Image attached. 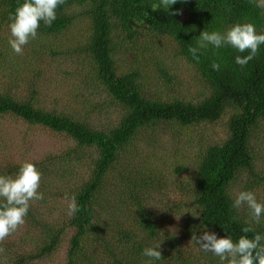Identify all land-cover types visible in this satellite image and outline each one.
I'll use <instances>...</instances> for the list:
<instances>
[{
	"label": "trees",
	"instance_id": "16d2710c",
	"mask_svg": "<svg viewBox=\"0 0 264 264\" xmlns=\"http://www.w3.org/2000/svg\"><path fill=\"white\" fill-rule=\"evenodd\" d=\"M23 2L0 0V66L17 77L13 85L0 74V175L14 178L33 163L44 199L31 201L24 225L0 242V264H148L143 250L157 244L162 259L153 264H220L192 236L245 235L251 217L246 206L233 208L235 185L264 204V44L243 68L235 57L248 53L230 46L209 45L198 59L188 49L201 32L236 23L264 34V8L66 0L16 55L9 16ZM178 62L200 86L189 96L178 94ZM71 71L72 90L60 95L71 106L39 100L54 72ZM163 78L174 87L155 97L149 85ZM185 149L195 150L194 163ZM66 195L80 207L73 216ZM253 227L264 235V216Z\"/></svg>",
	"mask_w": 264,
	"mask_h": 264
},
{
	"label": "clouds",
	"instance_id": "9594fccd",
	"mask_svg": "<svg viewBox=\"0 0 264 264\" xmlns=\"http://www.w3.org/2000/svg\"><path fill=\"white\" fill-rule=\"evenodd\" d=\"M65 2L66 0H24L17 6L15 13L9 16L11 35L9 45L16 55H22L24 46L30 39L37 37L41 22L48 27L52 25L57 19V8ZM249 2L254 3L256 7L264 8V0H249ZM176 3L177 0H160V4L155 7L168 11ZM262 44H264V34H257L254 24L236 23L223 34L216 31L201 32L197 46L189 47L188 51L193 58L198 59L200 50L206 49L209 45L215 49L230 46L240 53H248L246 56L235 57L236 64L243 68L257 56ZM211 67L213 70H220V64L215 61ZM40 183L41 173L31 162L23 163L14 178L0 175V201H3L0 203V242L24 225L31 201L44 199L43 193L38 191ZM65 199L71 201L68 205L69 216L80 211L75 196L66 195ZM232 206L237 210L246 206L251 217L247 222L248 226L242 229L245 235L240 236L238 241L234 242L228 236L217 238L214 232L207 230L200 236L193 235L192 240H195L201 250L219 257L220 264H264V235L256 232L253 227V224H259L264 216V204L257 202L254 193L239 191L234 196ZM248 233L253 234L251 238ZM159 249L160 244H157L155 247L143 250L142 254L149 258L148 264L162 259ZM4 251L5 249L0 247V253Z\"/></svg>",
	"mask_w": 264,
	"mask_h": 264
},
{
	"label": "rangeland",
	"instance_id": "374dc122",
	"mask_svg": "<svg viewBox=\"0 0 264 264\" xmlns=\"http://www.w3.org/2000/svg\"><path fill=\"white\" fill-rule=\"evenodd\" d=\"M125 63H127V65H135L131 60V58H124ZM137 63H139L138 61H136ZM182 63L178 62L175 63V65L179 66L181 68V70H179V72L177 73V78L180 80L181 84L183 86H179L177 87L178 90V94L179 95H183V96H189L192 93H194L197 89L200 88L199 84L197 83L196 78L194 77V74L191 70H188L186 68V65H181ZM63 66V65H61ZM21 69V66L18 65V70ZM62 69H66V68H62ZM80 70V69H79ZM81 72V71H80ZM16 71L14 70V68H12L11 66H6V67H2V65L0 66V74L4 75L3 80L4 81H12L17 79L16 75H15ZM60 72H54L51 75V80H50V85L46 88V96H39V100H43L45 105H49V106H55V107H66V106H71V103H69L68 101H66V99L60 97L61 94H66L67 90H72V78H73V72L71 71V75L65 73L66 75H62L59 74ZM195 79V80H194ZM156 86L154 85H149L151 94L154 95L155 97H166L164 95H168L170 88L174 87L173 83L171 82L170 79H161L160 81H158L157 83H155ZM13 85H17L15 82H13ZM184 85L187 88H184ZM21 89V88H18ZM42 102V101H41ZM74 105L76 107H81L79 106V103H74ZM82 108V107H81ZM221 126L217 125L214 127V131H217V133L221 130ZM211 132V135L214 133ZM263 153H264V147L262 149ZM183 157L184 159L186 158L187 161H185L186 163L192 164L195 162V150L192 149L191 151H188L187 149H185L183 152ZM172 180V178H171ZM239 188L240 185H235L234 187V193L236 194L237 192H239Z\"/></svg>",
	"mask_w": 264,
	"mask_h": 264
}]
</instances>
